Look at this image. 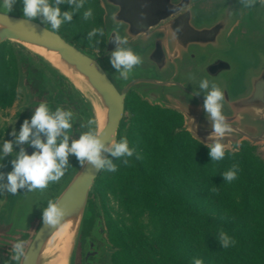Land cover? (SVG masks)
Instances as JSON below:
<instances>
[{
    "label": "water",
    "instance_id": "1",
    "mask_svg": "<svg viewBox=\"0 0 264 264\" xmlns=\"http://www.w3.org/2000/svg\"><path fill=\"white\" fill-rule=\"evenodd\" d=\"M104 10L105 48L91 54L54 31L40 17L23 14V0L11 12L0 0V45L12 43L37 63L26 64V85L35 107L47 103L55 111L49 90L37 70L42 66L65 86L71 102H80L84 119H93L103 138H126L122 123L127 99L138 94L153 106L177 112L188 132L204 146L213 129L204 110L199 83L208 79L225 93L223 114L232 132L221 139L225 153L240 152L247 142L264 160V31L240 0H99ZM115 17V19H114ZM47 30V31H46ZM127 37L143 59L127 80L117 79L110 63L118 45L112 37ZM24 59V58H23ZM210 90V89H209ZM201 91L200 95H195ZM33 153L34 148H29ZM108 155V154H105ZM109 158L113 159V157ZM59 182L48 188L14 195L6 217H0V264H111L103 261L114 247L99 199L91 208L95 185L103 172L91 164L81 168L75 155ZM67 209L62 225L42 222L49 200ZM86 221L91 225L86 231ZM25 241L27 258L14 259L13 246Z\"/></svg>",
    "mask_w": 264,
    "mask_h": 264
},
{
    "label": "trees",
    "instance_id": "2",
    "mask_svg": "<svg viewBox=\"0 0 264 264\" xmlns=\"http://www.w3.org/2000/svg\"><path fill=\"white\" fill-rule=\"evenodd\" d=\"M93 4L99 7L96 0H85L73 17L85 34L101 27L83 19ZM60 7L68 11L70 5ZM104 45V36L94 38L93 47ZM137 105L139 109L127 103L132 117L127 115L122 123L135 153L126 158L127 164L125 158H115L116 171L104 175L108 189L105 196L100 193L116 249L113 263L193 264L199 258L204 264H264V160L256 148L244 142L240 152H226L222 160L212 161L208 147L177 131L182 126L177 113L141 100ZM233 165L237 177L225 181L223 173ZM108 193L119 201L120 220L106 208ZM97 199L94 191L93 210ZM145 213L147 223L140 219ZM91 223L86 221V231ZM221 230L233 245L221 246Z\"/></svg>",
    "mask_w": 264,
    "mask_h": 264
},
{
    "label": "clouds",
    "instance_id": "3",
    "mask_svg": "<svg viewBox=\"0 0 264 264\" xmlns=\"http://www.w3.org/2000/svg\"><path fill=\"white\" fill-rule=\"evenodd\" d=\"M240 2L245 6H252L257 0H240ZM259 2L264 4V0H259ZM3 3L4 7L11 12L16 0H3ZM23 4V14L27 20L31 21L42 16L46 24L51 25L54 31H58L62 24L73 20L75 13L84 7L85 0H54V4L51 0H23ZM62 4L70 5L72 10L62 11L60 7ZM92 16L91 8L83 13L84 20H89ZM87 36L89 42H92L97 36H104V29L102 27L93 28ZM112 39L118 47L111 52L110 63L118 72L117 79L127 80L133 69L143 64V59L132 48L125 47L128 44L127 37H121L117 32ZM95 43L99 44L100 40L96 39ZM199 89L205 93L203 107L213 129L209 136V140L213 142L205 146L210 149L209 155L212 161L222 160L225 157V143H222L221 139L232 132L231 125L222 111L225 93L215 83L210 85L208 79L200 81ZM201 91H196L195 95L199 96ZM73 117L74 113L71 110L56 108L53 111L47 103H40L31 118L24 120L18 133L13 128L11 135L15 139L4 141L3 155L0 159L12 154L14 147L18 146L19 151L11 161L13 170L7 174L0 172V192L6 191L16 195L21 189L28 192L47 189L50 183L59 182L65 175L66 170L71 166L70 155H75L81 168L91 164L97 171L110 172L116 171L117 165L113 163L109 155L116 159L125 158V164L128 163L126 158L134 155L135 149L129 146L127 138L119 142L112 139L110 142L106 141L102 130L92 128L96 124L93 119H89L86 125H81V127H88L89 131L81 134L78 139H71L69 131L73 127ZM25 144L35 149L31 155L23 147ZM140 158L137 154V159ZM223 177L228 182L236 179L237 166L233 165L231 169L223 173ZM212 191L216 189L213 188ZM67 214V209L61 206L59 199L49 200L47 207L43 209L42 222L44 225L57 227L62 225ZM218 240L223 248L235 243L223 230ZM25 243L21 240L13 246L16 261L27 258ZM193 264H204V262L197 258Z\"/></svg>",
    "mask_w": 264,
    "mask_h": 264
},
{
    "label": "rangeland",
    "instance_id": "4",
    "mask_svg": "<svg viewBox=\"0 0 264 264\" xmlns=\"http://www.w3.org/2000/svg\"><path fill=\"white\" fill-rule=\"evenodd\" d=\"M96 1L98 2L99 7L96 8L95 4H93L90 7L93 10V16L89 19V21L91 22L92 26H96V27L98 25V22H100L101 27L104 29V37H105L104 10L100 5L99 0ZM249 8L252 13L251 17L256 22L257 26L260 29H263L264 31V4H261L259 0H257V2L254 5L249 6ZM67 9L68 11L72 10L71 6L70 8L68 7ZM99 10L101 11V14ZM40 18L44 22L43 17L41 16ZM58 31L60 33L61 32L65 33L69 41H71L79 48L91 54L99 55L105 48V45L103 46V48L93 47L92 46L93 41L89 42L88 36L87 34H85V31L81 29L79 22H75L74 20H72L70 23L66 22L62 24ZM105 43H106V39H105ZM23 58L28 59L30 62L33 63L35 62L34 64L38 65L37 61L33 57L28 55V53L25 50H23L21 47L15 44L4 43L0 48V157H2L3 155L2 145L4 141L15 139V137L11 135L13 128H15L16 132L18 133L20 131V128L24 120L30 119L36 109L34 103L35 99L33 98L32 93L30 92V89L28 88L25 82L26 78L23 71L24 69ZM40 69L42 70H37L39 73V77L42 78L47 76L53 82L52 86L54 87V89L49 90L50 96H52L53 98V96L56 97L60 95L62 98L59 108H63L64 110H71L74 113V117L72 120L73 127L69 131V135L71 139H78L81 134L89 131L88 127H81L82 124L86 125L87 123V121H85L84 119V112L82 105L80 104V102H77V107H76V103L71 102V100L67 98L65 86L62 83H59V81L55 77H53L50 73H48L42 66L40 67ZM128 100L130 101L128 102ZM140 100L147 102L143 100L138 94L133 92L128 97L127 103H131L132 105H134V107H136V109H139L140 106H138L137 104L139 103ZM56 105L58 104L56 103ZM127 115L129 118L130 115L132 117V113L129 109L127 110ZM178 116H180L181 124L183 126L184 118L180 114H178ZM124 133L129 141L128 131L125 130ZM23 147L27 150L29 155L32 154L31 152L28 151V149L29 148L32 149L33 147L27 144H25ZM18 151H19V147L18 146L16 148L14 147V151L12 154L5 157L4 159H0V165H2V167H0V172L7 174L13 170V165L11 161L12 159L15 158ZM113 163H115V158H113ZM107 172H108L107 170L103 172V174L98 179L95 185V191H98V197L104 215H105V210L102 205L103 203L101 201L100 193H102V196H105L104 193L108 189L107 185H105L104 183L105 181L104 175L107 174ZM99 181H101L100 184L98 183ZM4 182H6V180ZM13 197L14 195L6 191L0 192V217L2 218L6 217L9 209V204L11 203ZM107 199L108 201L106 203V208L108 212L114 218V220H120L119 201L117 200V198H115V196H113L112 193H108ZM127 219L129 218L127 217ZM140 219L141 221L146 223L150 221L149 215L147 213L141 214ZM115 250H116L115 248L113 250H106L105 251L106 257L103 261L114 264L113 255L115 253Z\"/></svg>",
    "mask_w": 264,
    "mask_h": 264
},
{
    "label": "flooded vegetation",
    "instance_id": "5",
    "mask_svg": "<svg viewBox=\"0 0 264 264\" xmlns=\"http://www.w3.org/2000/svg\"><path fill=\"white\" fill-rule=\"evenodd\" d=\"M3 45V44H2ZM2 45H0V48H1V46ZM25 61H26V64H30V61L28 60V59H24ZM43 72V71H42ZM45 76V75H44ZM42 79V82H43V85L44 86H46L47 87V89L49 90L50 89V87L53 85V82L49 79V77H47V76H45V77H42L41 78ZM53 104H54V106H56L57 108H59V106H60V104H61V96L60 95H58V96H56V97H54L53 96ZM56 103L58 104V105H56ZM50 107V106H49Z\"/></svg>",
    "mask_w": 264,
    "mask_h": 264
}]
</instances>
